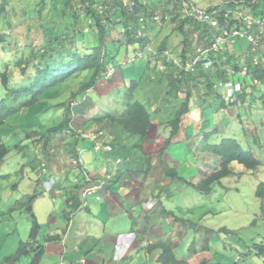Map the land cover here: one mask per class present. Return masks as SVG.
<instances>
[{
	"label": "rangeland",
	"instance_id": "374dc122",
	"mask_svg": "<svg viewBox=\"0 0 264 264\" xmlns=\"http://www.w3.org/2000/svg\"><path fill=\"white\" fill-rule=\"evenodd\" d=\"M3 1L0 0V6ZM42 1L45 8L41 11ZM155 1L151 0V6L161 10L163 7L161 8V4H156ZM166 1L178 6L176 0ZM191 1L197 8L204 10L226 9L229 7V3L234 2V0ZM162 6L165 7L166 4H162ZM75 7L81 10L79 4H76ZM261 7L264 9V3ZM63 9L60 0H10L7 11L5 13L0 12V70L7 69L8 66L6 67L5 64L8 62H10L9 65H12L17 55L18 57L21 55L23 49H27L32 45L41 48L48 40L66 34L69 29L71 30L75 25V21L64 16ZM257 17L263 18L264 15H257ZM147 23L152 28L158 26L151 23L150 19ZM123 25L127 26L126 23L115 25L116 29L112 32V39H115L116 42H107L106 44L107 57L104 66L107 72L113 69L115 73L108 77L105 74V77L102 76L97 81V85L94 87L96 93L90 94L88 91H86L87 93H80V91L83 92L82 85L85 80L89 79L94 73L93 71H85L80 76L73 77L51 88L37 103L25 107L22 112L11 115L5 124L0 125V152L2 144L9 150L4 156L0 155V264H31L34 260L31 255H35V253L32 250L17 262L9 261L18 252L21 246L20 241L27 243L31 241L32 216L27 210L28 205L31 203L30 197L36 196L32 201L33 206L37 202V196H41L35 208L42 223L46 224L48 222V212H46L48 203H52L51 208L55 207L53 206L52 196L47 191H43L46 189V185L41 183L42 178L39 176L42 159L47 160L49 165L53 162V156L47 154L44 144L46 141L53 140L51 139L53 133H51L50 128L58 124H63L65 128L68 127L67 120L72 114L74 104L77 107V110H75L77 115L82 116L84 114L83 102L86 100L83 99L85 95L88 99L86 114H92V111L109 110L122 112L130 101L138 100L146 103L152 113L154 123H157L150 129L148 139L151 140L153 147L154 144L158 143V140L163 146H166L167 139L171 136L169 128L160 125L158 120L173 118L175 111L170 113L167 111L168 109H166L167 112L162 109L160 113H156L153 106L157 107L162 104L164 108H167V105L170 104V109L174 110L176 108L177 110L185 97L172 96L171 98L170 94L166 93L173 90L169 80L166 78L162 80L161 73L158 70H152L149 66L147 68L143 67V64H148L146 58H141L143 43L138 39L128 42L124 38H120L118 30L120 27H124ZM143 25L140 24V28ZM190 25L192 26L189 30L190 33L188 31L186 34L179 31L174 33L172 25L168 23L164 29L159 30L157 28L152 34L148 33V35L154 45H159L163 37L172 36L171 42L174 45L172 50L181 55L182 51L176 45L181 38L186 37L192 47V52L196 51L197 53V40L203 32L219 33V27L213 21L200 22L192 19ZM87 32H92V29ZM155 39H161L160 43L159 40L155 42ZM226 44L231 47L234 57H242L247 54L248 43L246 40L233 43L226 42L225 46ZM11 52L14 55L13 62L10 60ZM145 55H147V52H145ZM69 56L70 53L67 54V57ZM57 61L60 63L62 56ZM197 69L203 70L201 65L196 66L195 70ZM203 71L210 74L213 70L204 69ZM9 72L10 75L12 73L13 82L16 83V78H18V84L33 78L35 74L34 70H30L28 75L23 76L21 69L14 64L10 67ZM154 73L158 76L156 83L159 87H155V81L150 79ZM134 80L138 81L140 85L135 90L134 95L130 97L128 95V85ZM159 89H161L162 94ZM261 89V93L244 95L240 99L237 96L234 97L230 102L231 104L223 112L213 101H211L212 105L209 104V106L202 104L203 108L210 109L212 115L208 113V116L214 121L213 126L218 130L211 136L214 138L212 141L218 143L223 138H236L245 147H248L253 139H258L259 145H256L255 142L251 143L256 156L260 157L261 160L258 168L250 170L234 162L231 165L233 174L224 178L222 184H217L211 196L208 197L195 188L185 186L183 187V194L180 195L176 192L175 196L170 195L163 201L165 204L170 202V209L177 212L174 213L176 216L185 217V211L190 208L198 215L197 219L201 216L204 217L202 220L194 221L196 225H187L186 230L189 235L186 236L185 234L182 237V241L184 238V242L190 241L185 245L184 250L187 253L191 252L190 255L192 256L190 258H193L196 264L202 262L204 264H264V250L259 247L260 245L264 246V197L257 194L260 185L264 184V127L253 130L256 123L259 126L261 120L264 119V82ZM217 90L219 92L221 88L217 87ZM206 91L210 93L208 98L212 100L221 102L224 99V96L219 97L213 88L207 87ZM222 91H224V88ZM5 94L6 88L0 78V101ZM161 97L163 99L164 97L169 98L170 103L166 105ZM92 102L94 104H91ZM195 104V102H192V109L194 111L201 110V106ZM239 112H242V114L239 115ZM71 117L73 118V115ZM192 117H195V115L185 116L183 124L187 123L189 120L186 119L189 118V122L193 121L191 120ZM194 126V123L189 125L190 135L194 132ZM212 129L208 127L209 131ZM184 133L185 127L184 131L174 138H181ZM198 139H200V136ZM80 143L81 146L89 148L87 155L99 154L93 149L95 142L87 139L82 140ZM204 144L205 142L199 146L200 156L194 159V164H190L193 167L199 166V169L205 171L208 169V174H211L219 169L220 158H215L216 155L214 156L211 151L210 153L208 146ZM74 145L75 143H73ZM162 149L160 148V153ZM132 153L133 156L146 157V153L139 152L137 148L133 149ZM75 154L77 155V153ZM185 166L186 173L193 170V167L189 168L186 164ZM50 167L48 166L49 171ZM200 173L198 172L197 179L188 177V185L192 186L193 181H197L198 184L201 179ZM162 190L165 194L164 189ZM169 194L170 192L166 196ZM187 197L192 198L188 205L185 203ZM150 204L147 206L148 208H152ZM173 204H176L177 207ZM39 205H42L41 208H39ZM33 212L35 213L34 210ZM130 262L127 261V264H136V262Z\"/></svg>",
	"mask_w": 264,
	"mask_h": 264
},
{
	"label": "crops",
	"instance_id": "0c3cea01",
	"mask_svg": "<svg viewBox=\"0 0 264 264\" xmlns=\"http://www.w3.org/2000/svg\"><path fill=\"white\" fill-rule=\"evenodd\" d=\"M143 1L146 3V11L140 15L139 20L140 23L145 22L147 34H152L157 28L164 29L168 23L172 25L174 33L179 31L181 20L185 19L179 5L176 6L166 0H156V4H161V8H164L157 10L151 6V0ZM162 4H166V6L164 7ZM158 11H162L169 18L164 19L162 23L155 21L154 15ZM175 17L176 20L173 21L172 19ZM149 19L151 23L158 26L156 28L149 26L147 23ZM190 28L192 26L188 24L183 31L179 32L188 33ZM210 33V31L203 32L202 35L209 34V37L203 39V36H200L202 40H197L198 46L209 43L207 38H210L211 34L213 36V33ZM168 36L170 38L169 47L173 49L172 36ZM165 38L163 37V39ZM157 40L159 39H155V42ZM149 45L155 49L158 46L154 45L152 39ZM176 45L181 51L187 49L184 53L182 52L186 56L194 55L195 51L192 52V47L186 37L181 38ZM248 48L249 43L247 50ZM263 52L262 50L261 53ZM147 55L149 56L148 53ZM146 58L149 57L146 56ZM168 64L167 61L162 63V67L159 66L158 71L163 80H165L164 78L168 79L171 85L174 78L167 70L170 65ZM212 70L215 72L214 69ZM201 72L204 71L197 69L189 74L186 89L183 88L180 92L175 89V85H171L175 89H173V95L178 92L179 97H186L191 92L190 105L195 102V105L201 106V110L194 111L192 109L191 114L195 115L191 119L193 121L189 122L190 118L186 119L189 121L182 125L180 132L182 133L185 127V135L183 134L181 138H174L169 146H163L158 140V143L153 147L147 136L143 147L138 148V137L127 133L120 124L110 122L108 119L96 120L100 117V111L86 114L87 102L83 103L84 114L82 116L74 115L73 111L70 114L74 119L73 127H62L56 132H52L51 139L53 140L46 141L44 147L48 155L52 154L53 162L49 165L51 166L50 171L48 168L45 175H42L41 172L39 174L42 178L41 183L46 185V189L43 191H47L52 196L53 206H55L51 208L52 203H48L46 209L48 222L46 224L39 220L35 208L41 196H37V202L33 205L40 224L36 247L42 246L44 249L39 264H127V261L136 262V264H166L161 260L165 246L170 247L176 259L180 261L174 264H196L194 259L190 258L191 252L187 253L184 250L185 245L190 241L184 242L185 238L182 241V237L185 234L189 235L186 230L187 225H196L194 221L202 220L204 217L201 216L197 219L198 215L189 207L185 211V217L176 216L174 213L177 212L170 209V202L165 204L163 201L170 195L175 196L176 192L180 195L183 194L185 186L194 189L193 183L197 184V181L191 183L192 187L188 185V177L197 179L198 172L201 171L200 182L210 175L208 169L205 171L199 169V166L193 167L190 164H194V159L200 156V144L205 142L204 145H209V141L204 138V134L209 132L208 127L215 129L214 121L208 116V113L212 115L210 109L203 108L202 104L209 106L211 101L215 105L219 103L208 98L209 92L204 86L206 79L201 77ZM227 81H229V77L226 73L221 74L218 82L224 84ZM223 88L224 91H222ZM225 88V86L222 87L217 93L225 92ZM88 93L94 94L96 91L90 89ZM160 93L162 94L161 89ZM161 99L163 100L162 97ZM83 100L87 101L88 99L84 98ZM75 106L76 104L73 107L77 110ZM153 108L155 109L156 106ZM221 111L223 112L224 109ZM241 114L242 112H239V115ZM193 123L195 125L194 132L190 135L189 125ZM262 125H264V119L261 120V125L258 126L256 123L253 130L263 128ZM162 126L169 128L166 124ZM77 129L80 131L103 130L105 132L102 137L103 141L112 145L113 150L97 149L94 144L93 149L99 154L87 155L89 148L81 146L80 143L87 139L78 136ZM199 136L200 139H198ZM73 143H75L74 146ZM135 148L139 152L146 153V157L133 156L132 150ZM160 148H163L161 153ZM215 158L219 159L216 156ZM163 162L166 164L164 165ZM185 164L189 168L193 167L190 173H186ZM168 166L178 172V178L172 179L167 175ZM87 175L91 177L93 183L99 185V189L84 196L83 191L92 184L87 182ZM169 192L170 194L166 196ZM206 196L209 197V195ZM189 201H192V198L187 197L185 203L188 205ZM150 203H154L152 208L147 207ZM41 206L39 205V208ZM173 206L177 207L176 204ZM22 242L24 241H20V243ZM31 256L35 257L33 254ZM82 259H85L86 262L82 263Z\"/></svg>",
	"mask_w": 264,
	"mask_h": 264
},
{
	"label": "trees",
	"instance_id": "16d2710c",
	"mask_svg": "<svg viewBox=\"0 0 264 264\" xmlns=\"http://www.w3.org/2000/svg\"><path fill=\"white\" fill-rule=\"evenodd\" d=\"M60 1L64 7L63 15L72 18L75 21V25L71 30L69 29L66 34L58 35L48 40V42L41 48H36L32 45L27 49H23L21 55L19 57L17 55L14 62V55L12 54V52L10 53V60L13 62L12 65L14 64L15 66H17V68L21 69L23 76L28 75V72L30 70H34L35 74L33 78L28 79L25 82L23 81V83L21 84H18V78H16L15 83L11 78L12 73L11 75L9 74V69L12 66L9 65L10 62L5 64L6 67L8 66L7 69L4 68L3 70H0L1 82L6 88V94L0 101V125L5 124L11 115L22 112L25 107L37 103L41 99V97L51 88L56 87L60 83L66 82L73 77L80 76L85 71H93L94 73L89 77V79L85 80L84 84L82 85L83 92H80L87 93L86 91H88L89 89H94V87L97 85V81L102 76L105 77V74L108 73L104 66L105 59L107 57L106 44L107 42H116L115 39H112V32L116 29L115 25L117 24H127V26L123 25L124 27L119 28L118 31L120 38L122 37V39L124 38L128 42L138 39L143 43L142 53L147 52L149 54V56L146 55L149 58H146V56L144 57L145 53H141L142 56L140 55L142 59H147L148 64L143 65V67L145 68L149 66L152 70H158L159 66L162 67L158 62L161 58V54H163L166 50L173 51L169 47V36L163 39L162 42L156 47V49L152 46V51L148 50L147 46L150 43L151 39L145 32L146 26L143 25L140 28V24L144 23H140L139 20L141 18L140 15L146 11V3H144L143 0H128L129 4H126L124 0ZM245 1L250 3L254 17L258 20H262L264 17L258 18L257 15H264V9H262L261 7L262 3H264V0H257L256 2H253L254 0ZM9 3L10 0H4L2 2V5L0 6L1 13H5L7 11V6ZM76 4H79V8H81V10H78L75 7ZM230 5L232 7H237L235 6L236 4L234 2ZM41 6L42 11L45 8L43 1ZM80 11L82 12V14ZM163 16L164 19H167L168 15L163 14ZM172 20L175 21L176 17ZM191 23V18L182 19L178 30L183 31L184 27H186L188 24L190 25ZM89 29H92V32L88 33L87 31ZM255 29L256 31H259L258 25L255 27ZM184 34H186V32ZM200 36H203V39H206L205 37H209V34L207 36ZM201 37H199V41L202 40L200 39ZM211 37H213L212 34L210 38H207V41H209V43L211 42ZM262 37L264 40V33ZM247 43L249 42L247 41ZM252 48V44L249 43V48L246 55L242 57H234L232 55L231 47L229 45H226L224 50H222V52L219 54L218 59H220L223 65L232 66L236 69H243L245 66L251 68L253 77L259 79L263 84L264 52H259L260 63L256 64V52ZM186 50L187 49H184V51ZM184 51L182 52L184 53ZM154 52H156L157 54H155ZM69 53L70 56L67 57V54ZM183 53V58H187L188 56ZM60 56H62V61L58 63L57 60L60 58ZM169 64L167 70L170 72V74L173 75L174 78V80H172L171 78V80L173 81L171 85H175V89L179 92L182 89L183 85L186 89V82L189 74L183 75L182 77H176L174 65L171 62H169ZM217 68H213L215 72L213 71L210 74L201 72V77H204L206 79L204 85L205 88L210 87L214 90H217V87L220 88V86H217V84L219 83L218 79L221 77V74L225 73V71H223L218 66ZM202 69L204 70V68ZM113 73H115L114 70ZM161 79L163 80V78ZM151 80L155 81V87H159L156 83L157 75H155V73L152 74ZM262 84L260 86V89L258 90L237 94L236 96L240 99L244 95L258 93L262 91ZM139 85V82L135 80L132 81L130 85H128V95L130 97L134 95V92ZM217 92L218 90L216 91V93ZM166 93L170 94L171 98L172 96L176 95V97H179L178 92L176 95H173V90H169ZM207 95H210V93ZM217 95L219 97L224 96L223 93H217ZM84 98L86 99L87 95H85ZM163 101L166 105L170 103V99H167L166 97L163 99ZM191 101L192 94L190 92V95L187 94L184 100L179 104L177 110L176 108L174 110L170 109V104L167 105V108H164L162 104L161 106L158 105L155 108L156 113H160L162 109H164L165 111L166 109H168L167 111H169L170 113H173V111H175V115L173 118L160 120V125L166 124L170 128L171 136L169 139H167L166 146H169L172 143L173 138L180 133L185 116L191 114ZM215 102L217 101L215 100ZM230 102L231 100L227 101L224 96V99L219 102L217 106L220 109H225L231 104ZM91 104H94V102H92ZM73 112L74 115H77L74 107ZM71 118L72 117L69 116V120H67L69 127H73L74 123V119ZM99 119H108L110 120V122L118 123L124 128L127 133L137 136L139 139L138 147H143L144 141L154 123L152 119V113L150 112L147 104L138 100L128 102L125 110H123L122 112L114 110L101 111L100 117L96 120ZM62 127H64L63 124H58L57 126L50 128V131L51 133L56 132V130ZM217 131L218 130L215 128L205 133L204 138L209 141L208 148L212 152V154L220 158L219 169L211 173L208 177L202 179L198 184L193 183V186L198 191H201L202 193L209 196L214 193L215 186L217 184H222V180L224 178L233 174V169L231 167L232 163L237 162L250 170H255L258 168L261 161L260 157L256 156L254 147L251 145L252 142H255L256 145H259L257 138L253 139V141L250 143V146L248 147H245L236 138H223L220 140V142H218V144L217 141H212L214 140V138L211 137ZM8 151L9 150L7 149V147L2 144L0 155L4 156V154ZM44 162H46L47 172L49 166L48 161L42 159V175H45L47 173H43L42 171V164ZM163 164L165 165L166 163L163 162ZM167 175L172 179L178 178V172L174 168H171L169 166L167 169ZM257 194L258 196L264 197V184L260 185ZM35 198L36 196L30 197L31 203L27 208L28 212L31 213L32 216V231L30 237L31 241L28 243L22 242L18 252L10 258V262L14 263L19 261L23 256L27 255L33 250L35 253V257L32 261V264H39L44 254V249L42 246L36 247L37 239L40 233V224L35 213L33 212L32 201H34ZM259 247L264 250V246L260 245ZM161 260H163L166 264H174L180 262L176 259L172 249L168 246L164 247L163 253L161 255Z\"/></svg>",
	"mask_w": 264,
	"mask_h": 264
},
{
	"label": "built area",
	"instance_id": "2783aa9c",
	"mask_svg": "<svg viewBox=\"0 0 264 264\" xmlns=\"http://www.w3.org/2000/svg\"><path fill=\"white\" fill-rule=\"evenodd\" d=\"M182 12L184 13V18L195 19L200 22L213 21L216 26L219 27V33L213 34L211 42L207 45H200L197 48V53L195 51L194 55H189L187 58H183V55L176 54L171 50H166L161 54L159 59V64L164 61L171 62L175 67V76L182 77L183 75H188L195 72V67L201 65L205 70L221 68L225 71L226 75L229 77V81L224 84L218 83L217 86L226 87L225 98L227 101L232 100L237 94L253 92L260 89L261 81L254 78L252 75L251 68L244 67L243 69H236L232 66L223 65L220 61L219 54L225 48L226 42H237L240 39H246L252 44V49L256 52L255 61L256 64L259 61V52L264 49V18L258 20L254 17L250 3L245 0H234L235 6L225 8H214L212 10L199 9L191 0H176ZM254 0L253 2H256ZM126 4H129L128 0H124ZM167 18H169L167 16ZM154 20L162 23L164 16L162 11H158L154 15ZM258 25L259 31H256L255 27ZM227 45V44H226ZM149 51H152L151 45L147 46ZM157 54L156 52H154ZM155 62V61H154ZM218 69V68H217ZM113 70L108 71L106 76H112ZM78 136L84 137L95 142V147L97 149L105 148L109 151L113 150V146L106 144L103 141V136L105 132L103 130L96 131H77ZM46 162L42 164L43 173L47 172ZM86 180L90 184L84 191L83 195L93 193L99 189V185L93 183V180L89 175L86 176ZM103 184V183H102ZM150 206H154L151 203ZM71 224V222H70ZM82 263L86 260L82 259Z\"/></svg>",
	"mask_w": 264,
	"mask_h": 264
},
{
	"label": "clouds",
	"instance_id": "9594fccd",
	"mask_svg": "<svg viewBox=\"0 0 264 264\" xmlns=\"http://www.w3.org/2000/svg\"><path fill=\"white\" fill-rule=\"evenodd\" d=\"M142 53V52H141ZM203 68V67H202ZM90 90V89H89ZM89 90H88V92H89ZM223 94H225V92H222Z\"/></svg>",
	"mask_w": 264,
	"mask_h": 264
}]
</instances>
